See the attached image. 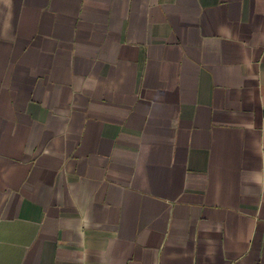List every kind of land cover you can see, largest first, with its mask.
<instances>
[{"label": "crops", "instance_id": "obj_1", "mask_svg": "<svg viewBox=\"0 0 264 264\" xmlns=\"http://www.w3.org/2000/svg\"><path fill=\"white\" fill-rule=\"evenodd\" d=\"M0 264H264V0H0Z\"/></svg>", "mask_w": 264, "mask_h": 264}]
</instances>
